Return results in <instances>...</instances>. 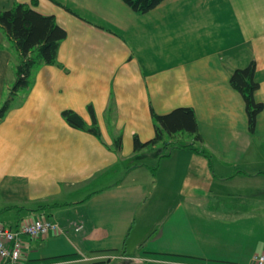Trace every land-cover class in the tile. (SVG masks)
Listing matches in <instances>:
<instances>
[{"label":"crops","instance_id":"crops-1","mask_svg":"<svg viewBox=\"0 0 264 264\" xmlns=\"http://www.w3.org/2000/svg\"><path fill=\"white\" fill-rule=\"evenodd\" d=\"M17 2L66 31L56 61L11 94L17 54L0 29V103L9 99L0 225L44 217L60 227L23 235L18 264H247L264 252V0H162L144 13L123 0H0V9ZM251 60L262 103L253 131L229 83ZM177 107L192 108L200 138L179 131L134 151V136L155 134L151 112Z\"/></svg>","mask_w":264,"mask_h":264},{"label":"trees","instance_id":"trees-1","mask_svg":"<svg viewBox=\"0 0 264 264\" xmlns=\"http://www.w3.org/2000/svg\"><path fill=\"white\" fill-rule=\"evenodd\" d=\"M123 1L132 10L144 13L154 8L162 0ZM0 29L17 54V62L14 66L15 79L10 89L11 94L27 88L34 67L41 63L50 64L56 61L58 44L66 36L65 29L56 23L53 15L42 14L20 2L13 4L8 9H0ZM229 83L241 93L245 103L248 128L253 131L256 115L262 108V103L254 98V92L258 87V82L255 79L254 61L251 60L245 66L235 68L229 75ZM8 102L9 99H6L3 103L0 115L6 110ZM89 109L92 112V109ZM151 114L155 120L153 123L155 134L146 141H140L134 136V151L156 144L165 134L172 135L179 131L192 133L195 139L200 138L195 115L190 107H177L165 114L154 112ZM62 116L73 127L99 135L94 122L91 126L87 125L77 113L71 110H63ZM115 144L116 147L119 146L120 137H117ZM191 144L183 143L181 145L191 147ZM166 154L168 153L164 152V155Z\"/></svg>","mask_w":264,"mask_h":264},{"label":"built area","instance_id":"built-area-1","mask_svg":"<svg viewBox=\"0 0 264 264\" xmlns=\"http://www.w3.org/2000/svg\"><path fill=\"white\" fill-rule=\"evenodd\" d=\"M82 229V223H76L74 230ZM60 231L56 221L44 217H36L25 220L15 228L0 225V260L9 264H18L22 251V236L30 237L46 236L49 233ZM247 264H264V252L256 253Z\"/></svg>","mask_w":264,"mask_h":264},{"label":"rangeland","instance_id":"rangeland-1","mask_svg":"<svg viewBox=\"0 0 264 264\" xmlns=\"http://www.w3.org/2000/svg\"><path fill=\"white\" fill-rule=\"evenodd\" d=\"M22 93V92H21ZM5 96V99L0 103V109L2 108V106H3V103L6 101V99L8 98V96H7V93L4 95ZM24 99V98H23ZM13 101H14V99H13ZM152 121H153V123L155 122V120H154V118H152ZM134 150V149H133ZM138 161V159H135L134 157L133 158H128L127 160H125V161H119V163H118V169H119V173L117 174V177H119L120 176V173H123V171L122 170H124V171H126L127 170V168L129 167V166H132V165H134V164H136V162ZM142 162H143V164H148V163H151V159H147V157H145V158H143L142 159ZM171 198V197H170ZM174 200H175V198H174ZM157 201H158V199H157ZM157 201H155V202H157ZM170 205H172V204H170ZM160 206V205H159ZM167 206H169L168 205V202H167V204H165V206L164 207H167Z\"/></svg>","mask_w":264,"mask_h":264}]
</instances>
